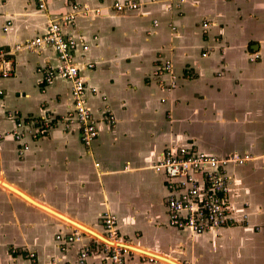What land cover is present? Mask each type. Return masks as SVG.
<instances>
[{
  "label": "crops",
  "instance_id": "0c3cea01",
  "mask_svg": "<svg viewBox=\"0 0 264 264\" xmlns=\"http://www.w3.org/2000/svg\"><path fill=\"white\" fill-rule=\"evenodd\" d=\"M45 1L41 9L38 0H0V48L12 50L44 34L73 2L99 8L62 26L89 46L77 47L73 61L98 133L87 147L78 124L64 120L73 110L69 81L40 84L38 69L59 62L53 47L11 54L13 73L0 78V131L14 124L9 110L25 120L51 117L52 124L37 137L38 127L26 125L21 140H0V264H27V251L35 252V264L74 260L92 238L85 234L62 250L56 234L77 227L106 241L104 212L116 215L125 245L141 253L132 254L135 264H264V168L257 158L264 152V0ZM115 1L140 6L118 12ZM165 60L176 76L170 90L167 73L154 76ZM107 105L115 117L111 125ZM170 144L256 156L228 167L230 208L248 214L246 225L201 235L168 225L167 191L151 166ZM88 263L109 261L95 248Z\"/></svg>",
  "mask_w": 264,
  "mask_h": 264
},
{
  "label": "built area",
  "instance_id": "2783aa9c",
  "mask_svg": "<svg viewBox=\"0 0 264 264\" xmlns=\"http://www.w3.org/2000/svg\"><path fill=\"white\" fill-rule=\"evenodd\" d=\"M39 8H46L45 0H38ZM181 1V0H178ZM140 4L136 1H115L113 8L118 12L138 9ZM90 11L95 14L100 13V9H92L82 6L76 2L71 4L70 11L51 20L44 34L35 36L23 43L14 45L12 50L0 48V78L12 75L13 70L10 62L11 54L21 49L36 50L42 45L54 48L58 64L53 67L39 68L41 73L40 84L51 85L56 78H62L70 82L73 110L64 117L66 123H77L79 126L80 140L89 147L97 137V127L95 117L87 104L86 87L84 80L79 73V65L73 61V52L77 47L88 50L89 46L82 37H74L62 32V26L73 24L78 15H87ZM154 25L157 20H153ZM10 21L6 22L3 30L6 31ZM208 21L202 22L203 29L208 27ZM174 28V27H172ZM97 39V36H93ZM202 56H207L203 52ZM257 56L250 57V60ZM86 68L93 67L92 63H86ZM170 60H165L163 66L154 72L158 77L167 73L170 77L168 90L175 87V74L172 72ZM90 92L95 93L96 88L91 87ZM4 95L3 88L0 87V99ZM165 98H161L164 101ZM8 117L14 119L11 128L0 131V140L3 137H11L14 140H21L25 135L24 127L34 125L38 131L32 133L37 137L38 133L45 132L52 124L51 117H43L40 121L30 119L25 120L17 110L6 112ZM104 117L111 125L115 123V117L110 107L105 106ZM31 131V129H29ZM28 148V144L22 146V151ZM256 158L251 153H234L225 156L209 154L203 151L194 150L186 145L170 144L163 148L151 168L163 178V185L167 191L165 196V206L167 213V223L169 226L178 230H187L195 235H201L208 231L220 228L246 225L248 214L236 215L230 208L229 192L231 187V177L228 167L233 165H244ZM264 168V152L257 156ZM99 163H95L98 166ZM101 224L104 229V236L109 242L92 236L79 228L74 227L72 232L67 234H56L55 238L60 242V249L64 250L67 246L81 243L83 236L89 235L92 238L90 243L82 244L74 260H69L63 264H89L88 259L95 248L101 250L109 261V264H135L131 261V256L135 252L128 248L118 230V220L115 214L104 212L101 216ZM260 229V226H256ZM264 228V226H263ZM140 254V253H138ZM144 255V254H142ZM147 256V255H146ZM24 257L28 260L27 264H35L36 254L27 251ZM153 259L154 257L148 256Z\"/></svg>",
  "mask_w": 264,
  "mask_h": 264
},
{
  "label": "bare ground",
  "instance_id": "6f19581e",
  "mask_svg": "<svg viewBox=\"0 0 264 264\" xmlns=\"http://www.w3.org/2000/svg\"><path fill=\"white\" fill-rule=\"evenodd\" d=\"M81 230V229H80ZM82 231V230H81ZM87 233V232H86ZM89 234V233H88ZM96 237V236H95ZM98 238V237H97ZM100 239V238H99ZM102 240V239H101ZM107 242H109L108 241V239L106 240ZM131 249V248H130ZM132 250H134V249H132ZM135 252H138V251H136V250H134ZM138 253H140V252H138ZM141 254V253H140ZM155 258V257H154Z\"/></svg>",
  "mask_w": 264,
  "mask_h": 264
}]
</instances>
